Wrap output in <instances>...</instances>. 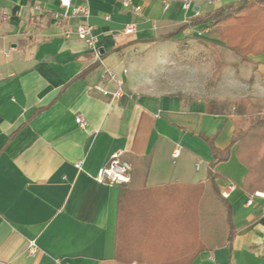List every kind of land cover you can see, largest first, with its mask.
<instances>
[{"label": "crops", "instance_id": "1", "mask_svg": "<svg viewBox=\"0 0 264 264\" xmlns=\"http://www.w3.org/2000/svg\"><path fill=\"white\" fill-rule=\"evenodd\" d=\"M129 1L138 13L122 0H70V8L83 5L88 13L64 16L60 0H0V264H149L126 260L137 249L169 252L153 264H264V192L243 190L246 168L235 146L214 167L219 192L235 184L223 198L231 238L221 209L206 221L198 196L197 253L187 262L189 197L177 185L206 184L207 137L215 135L213 145L223 149L233 125L212 114L204 97L144 87L150 64L177 57L194 41L221 49V28L206 18L237 0H189L187 9L179 0ZM80 23L91 27L92 46L78 38ZM129 23L135 30L124 33ZM181 26L176 38L162 39ZM249 57L264 81V51ZM106 69L124 83L112 102L92 89L99 81L115 89L100 79ZM113 152L131 167L123 186L95 178ZM79 159L81 169L74 166ZM120 192L122 260L114 256Z\"/></svg>", "mask_w": 264, "mask_h": 264}, {"label": "trees", "instance_id": "2", "mask_svg": "<svg viewBox=\"0 0 264 264\" xmlns=\"http://www.w3.org/2000/svg\"><path fill=\"white\" fill-rule=\"evenodd\" d=\"M206 20L211 21L213 25H219L221 28L219 33L220 40L225 43V47L232 50L242 59L250 60L249 55H258L264 51V0H237L219 8L209 15ZM184 27H179L175 31L163 36L162 39L173 38ZM204 44L213 49L212 54L215 57L216 69L219 71L221 65L218 62L217 50L207 42ZM205 102L212 114L222 115L230 119L233 130L229 144L223 149H218L213 145L212 142L215 135L207 137L212 159L207 165L206 184L199 183L192 186L177 185V188L189 197V215L187 218L189 257L187 262L197 253L192 248L196 246V229L197 224L200 222V218L196 215L198 196H204L206 201L204 211L206 221L210 216L216 217V211L221 209L222 220L227 232L226 238H231L233 232L231 210L221 196L218 186L215 183V179L219 175L214 170V167L216 163L228 158L229 150L232 146H235L236 156L246 168L242 183L243 190L251 195L264 192V109L261 102L249 96L238 98L208 97L205 98ZM120 186H123V184ZM121 197L122 192H120L118 199L114 239V256L120 260L123 259L122 256H124V253L127 254L119 246L120 227L122 223L120 216ZM160 227L163 228V226ZM161 228L158 226V229ZM128 253L131 256L126 258V260L135 257L137 261L148 262L149 264L169 259V252L157 249H137L136 252L130 251Z\"/></svg>", "mask_w": 264, "mask_h": 264}, {"label": "rangeland", "instance_id": "3", "mask_svg": "<svg viewBox=\"0 0 264 264\" xmlns=\"http://www.w3.org/2000/svg\"><path fill=\"white\" fill-rule=\"evenodd\" d=\"M174 37L176 38L177 35ZM205 42L207 41H194L177 57L170 60L164 59L159 64H150L148 66L150 81L144 86L145 89L154 88L160 93H178L183 99H189L191 96L204 98L249 96L258 99L264 109V87L262 86L264 81L254 74L257 63L250 57V60L242 59L225 47L223 41L224 45L221 49L207 42L218 52V62L221 65L218 71L212 54L213 49L206 46ZM244 66L249 67L248 73H243ZM217 72L219 73L216 74ZM253 76H255L254 79Z\"/></svg>", "mask_w": 264, "mask_h": 264}, {"label": "built area", "instance_id": "4", "mask_svg": "<svg viewBox=\"0 0 264 264\" xmlns=\"http://www.w3.org/2000/svg\"><path fill=\"white\" fill-rule=\"evenodd\" d=\"M176 1V0H162L164 5L166 6L169 2ZM182 3V8L187 9L190 5L189 0H179ZM122 6L124 8H130L133 13H138L140 10L139 5H132L129 0H122ZM60 5L64 9V16L68 14H74V15H82L86 16L88 13V10L85 6H76L73 8H70V0H60ZM135 30L134 23L127 24L123 32L124 33H131ZM76 34L79 39L85 41L89 46L93 45V37L91 35V27L88 26L85 23H80L76 27ZM112 80L115 83V89L114 90H108L106 87L103 86L101 81L95 83L92 86V89L107 97L110 102L117 100L119 97L122 96L124 92V83L121 78H118L114 75V73L106 69L104 70L101 75L100 79ZM77 125L80 128L86 127V121L81 117L77 116L75 119ZM119 152H113L109 158V160L106 162V164L99 170V172L96 175V180L104 185H119L127 183L130 180V164L126 162L125 160H122L119 156ZM82 159H79L75 162L74 166L77 169H81L82 167ZM235 184L229 183L224 190L220 192L221 196L226 199L228 198L230 192L234 190ZM252 200L249 199L247 201V204H251ZM37 251V247L33 241H30L27 247V253L29 255H34ZM57 264H71L69 262L62 263L61 261H57Z\"/></svg>", "mask_w": 264, "mask_h": 264}, {"label": "water", "instance_id": "5", "mask_svg": "<svg viewBox=\"0 0 264 264\" xmlns=\"http://www.w3.org/2000/svg\"><path fill=\"white\" fill-rule=\"evenodd\" d=\"M257 195H261V194H257Z\"/></svg>", "mask_w": 264, "mask_h": 264}]
</instances>
